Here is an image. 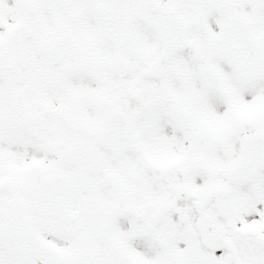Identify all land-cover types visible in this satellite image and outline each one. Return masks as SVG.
I'll return each mask as SVG.
<instances>
[{"label": "snow or ice", "instance_id": "6c2138e0", "mask_svg": "<svg viewBox=\"0 0 264 264\" xmlns=\"http://www.w3.org/2000/svg\"><path fill=\"white\" fill-rule=\"evenodd\" d=\"M0 264H264V0H0Z\"/></svg>", "mask_w": 264, "mask_h": 264}]
</instances>
